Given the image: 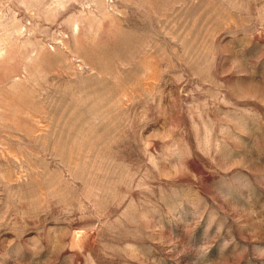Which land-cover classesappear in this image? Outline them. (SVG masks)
I'll return each instance as SVG.
<instances>
[{
    "label": "rangeland",
    "instance_id": "obj_1",
    "mask_svg": "<svg viewBox=\"0 0 264 264\" xmlns=\"http://www.w3.org/2000/svg\"><path fill=\"white\" fill-rule=\"evenodd\" d=\"M0 264H264V0H0Z\"/></svg>",
    "mask_w": 264,
    "mask_h": 264
}]
</instances>
